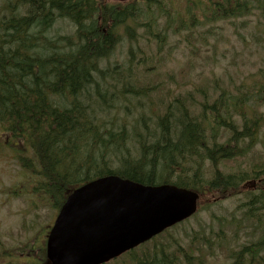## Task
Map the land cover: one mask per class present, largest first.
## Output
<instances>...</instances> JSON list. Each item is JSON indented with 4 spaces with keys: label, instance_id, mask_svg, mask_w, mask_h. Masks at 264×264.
Listing matches in <instances>:
<instances>
[{
    "label": "trees",
    "instance_id": "obj_1",
    "mask_svg": "<svg viewBox=\"0 0 264 264\" xmlns=\"http://www.w3.org/2000/svg\"><path fill=\"white\" fill-rule=\"evenodd\" d=\"M199 1L204 7L186 0L189 21L185 26L180 16L179 22L188 30L195 9L205 23L248 17L264 21V0ZM137 5L141 10L135 4L117 9L105 0H7L0 7V128L9 135L7 145L19 165L35 178L32 194L51 210L73 188L108 175L146 186L173 184L202 196L238 194L247 181L264 182V162L247 159L259 121L255 114H245L243 92L231 97L223 91L209 105L205 96L198 103L191 94L150 100L152 85L159 86L146 79L155 71L146 62L165 55L172 28L168 22L160 28L148 17L152 6L162 9L160 0ZM140 18L146 21L138 23ZM143 24L144 34L136 33ZM140 40L153 42L154 52L146 49L144 56ZM123 41L124 65L111 66ZM261 73L263 82L248 100L255 98L256 107L264 106ZM234 116L240 127L231 122ZM221 131L228 137L220 144ZM241 161L247 165L241 167ZM235 196L242 199L238 209H244L245 218L259 225L264 192ZM256 247L257 254L264 250V237ZM27 248L22 256L6 255L9 262L3 264L45 263L43 246ZM135 250L110 264H203L189 249L168 254L153 245L151 253L138 257Z\"/></svg>",
    "mask_w": 264,
    "mask_h": 264
},
{
    "label": "rangeland",
    "instance_id": "obj_2",
    "mask_svg": "<svg viewBox=\"0 0 264 264\" xmlns=\"http://www.w3.org/2000/svg\"><path fill=\"white\" fill-rule=\"evenodd\" d=\"M6 1L0 0V7ZM160 1L162 9L152 6L148 17L157 21L160 28L168 22L172 30L169 31L171 36L164 48L165 55L154 56L146 62L147 67L155 68L146 79L159 86L152 85L153 90L150 93L154 91V96L150 100L154 102L161 95L175 97L191 94L198 103L204 102L205 96L209 105L223 91L233 96L236 92H243L244 95L240 97L245 101V114H255L259 121L256 144L247 159L264 162V106L256 107L253 102L255 98L248 101L255 95V86L263 82L261 72L264 71V21L248 17L244 20H214L205 23L201 12L195 9L194 26L189 25V31L183 26L189 21L185 17L186 0ZM192 1L201 3L204 7L203 2ZM140 3L142 0L113 4L117 9H123L124 5L135 4L137 7ZM138 7L141 10L142 5ZM180 16L185 20L182 25L179 22ZM145 21L144 18L137 20L141 24ZM179 27L181 29L177 34L172 32ZM55 28L59 29L60 26ZM144 29L143 24L135 32L144 34ZM139 46L144 56L148 55L149 50L154 52L153 42L140 40ZM126 50L123 41L109 60L110 65H124ZM154 72L159 75L153 77ZM166 75H170L171 81ZM120 117L121 114H118V118ZM231 122L240 127L237 116L232 117ZM227 137L228 134L221 131L218 142L224 143ZM6 138L7 134L0 128V264L9 262L6 255L22 256L29 245L44 247L46 235L56 214L46 201H40L38 196L30 192L35 178L21 168L17 154L9 148ZM8 140L9 138L7 142ZM126 144L130 146V143ZM245 165L247 163L241 161L240 166ZM227 169L235 170L231 164H228ZM252 185L255 187L251 183L244 185L246 187L240 189L241 193L233 195L218 196L205 192L199 211L194 217L156 238L154 243L150 242L145 247L136 249L135 256L138 257L144 252L151 253L154 245L168 254L181 255L189 249L203 264H264V250L257 254L256 247V242L264 237V217L259 220V225L256 220L246 219L244 209H238L242 199L235 196L251 191L249 189ZM246 247L252 250V255L247 251L240 254ZM126 256L124 260L128 258ZM124 264L132 263L125 261Z\"/></svg>",
    "mask_w": 264,
    "mask_h": 264
},
{
    "label": "water",
    "instance_id": "obj_3",
    "mask_svg": "<svg viewBox=\"0 0 264 264\" xmlns=\"http://www.w3.org/2000/svg\"><path fill=\"white\" fill-rule=\"evenodd\" d=\"M127 2L129 0H111ZM199 195L116 175L73 190L47 236L48 264H105L193 216Z\"/></svg>",
    "mask_w": 264,
    "mask_h": 264
}]
</instances>
